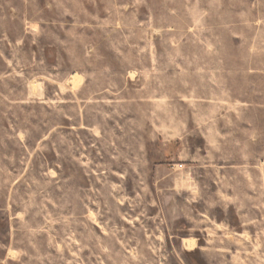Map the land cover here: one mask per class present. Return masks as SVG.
<instances>
[{
    "label": "rangeland",
    "instance_id": "rangeland-1",
    "mask_svg": "<svg viewBox=\"0 0 264 264\" xmlns=\"http://www.w3.org/2000/svg\"><path fill=\"white\" fill-rule=\"evenodd\" d=\"M0 264H264V0H0Z\"/></svg>",
    "mask_w": 264,
    "mask_h": 264
},
{
    "label": "bare ground",
    "instance_id": "bare-ground-1",
    "mask_svg": "<svg viewBox=\"0 0 264 264\" xmlns=\"http://www.w3.org/2000/svg\"><path fill=\"white\" fill-rule=\"evenodd\" d=\"M183 241H184V246H185L186 248L190 247V245H191V239H185V240H183Z\"/></svg>",
    "mask_w": 264,
    "mask_h": 264
}]
</instances>
